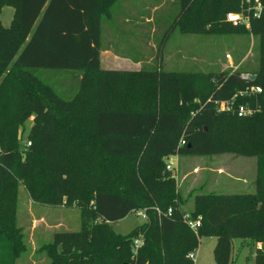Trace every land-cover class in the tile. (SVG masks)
Returning <instances> with one entry per match:
<instances>
[{
  "label": "trees",
  "instance_id": "16d2710c",
  "mask_svg": "<svg viewBox=\"0 0 264 264\" xmlns=\"http://www.w3.org/2000/svg\"><path fill=\"white\" fill-rule=\"evenodd\" d=\"M177 2L170 28L195 32L209 24L217 33L254 37L256 68L248 73L254 77L241 79L239 69L163 70L165 33L157 64L132 73L120 91L116 85L128 73L103 69L99 62L102 22L111 21L117 0H0V10L13 9L9 25L0 23V239L10 241L12 259L21 245L2 190L16 179L36 201L79 208L80 228L55 232L42 247L49 264H192L186 254L203 235L215 236V264H231L232 239L264 242V17L251 18L246 29L224 20L226 12L240 10V0ZM58 69L76 72L78 85L70 98L40 76L42 70ZM250 85L260 92L238 95L236 103L247 101L256 112L238 117L216 111V101ZM30 114L29 144L21 151L17 128ZM59 126L82 159L77 161L73 150L67 158L59 149ZM221 152L257 157L253 191L195 193L191 209H181L165 157ZM118 156L129 162L112 165ZM167 208L170 214L164 215ZM139 209L145 220L125 234L110 227ZM185 212L200 216L196 234L182 221ZM254 264H264V245Z\"/></svg>",
  "mask_w": 264,
  "mask_h": 264
},
{
  "label": "rangeland",
  "instance_id": "374dc122",
  "mask_svg": "<svg viewBox=\"0 0 264 264\" xmlns=\"http://www.w3.org/2000/svg\"><path fill=\"white\" fill-rule=\"evenodd\" d=\"M117 2L111 11V21L102 22L101 42L115 56L108 52L103 54L104 66H118L121 69L112 70L128 73L122 77V82L116 85L120 91L124 89L123 84H130L133 80L132 73H143L140 71L151 69L157 64L158 41L165 33L161 45L163 70L205 74L210 71L235 69L241 70L242 73H251L256 68V54L253 49L255 39L250 34L217 33L211 30L209 24L195 32H182L178 27L170 28L169 22L177 12V0H117ZM11 13V7L1 8L0 23L3 26L9 25ZM117 54L130 58L134 63L127 59H117ZM225 54H229L230 61L226 60ZM107 70L111 69L107 68ZM75 73L60 69L42 70L40 76L66 99L70 98L77 89L78 81L74 77ZM134 77L138 78L135 75ZM123 101L124 99L121 98L120 103ZM33 115L30 114L17 128V142L21 151L27 147L26 133L31 126ZM59 134L63 138L59 145L62 153L70 158L73 150V157L77 161L82 159L80 154L83 153L64 127L59 126ZM126 159L119 156L111 158L115 163L112 162V165H126L129 162ZM257 162L255 156L231 152L177 156L178 166H173L170 173L174 176L176 189L183 201L180 205L181 209L185 211L191 209L192 195L195 193L252 192ZM261 163L264 164V158ZM193 165L199 167L197 173L192 170ZM180 172L187 173L182 181H179ZM204 180L206 185L200 186ZM2 192L6 194L7 202H4L6 206L12 205L14 227L18 229L21 246L17 257L12 259L10 241L1 238L0 263L49 264V257L42 247L51 242L55 232L75 231L80 228L78 206L75 204L51 206L36 201L29 196L20 179H16L12 186L6 185ZM143 221L142 217L129 213L110 223V227L115 233L125 234ZM214 244V235L200 236L197 247L193 250L194 259L191 263L215 264L212 256ZM263 245L264 242L261 240L232 239L231 264H254V255Z\"/></svg>",
  "mask_w": 264,
  "mask_h": 264
},
{
  "label": "built area",
  "instance_id": "2783aa9c",
  "mask_svg": "<svg viewBox=\"0 0 264 264\" xmlns=\"http://www.w3.org/2000/svg\"><path fill=\"white\" fill-rule=\"evenodd\" d=\"M240 10L238 11H228L224 14V20L230 23L232 26H243L246 29L249 28V23L251 18H259L264 17V0H240ZM226 60L230 61L229 54H225ZM233 71V70H232ZM250 74L243 73L240 74L239 77L241 79L250 78ZM260 92V87L255 85H250L244 87L242 90H238L232 94V96L227 100L216 101V111H228L234 113L238 117L249 116L258 110L257 106H251L247 101L236 103V97L238 95L248 96L250 94H256ZM184 141L182 139L179 140V144H183ZM27 145L29 142L27 141ZM177 155H168L164 159L165 169L171 170L172 161L176 158ZM157 214L160 213L158 208H154ZM170 208H167L163 213L164 215L170 214ZM134 215L140 216L145 220L144 209H139L132 212ZM182 221L188 226L190 230L196 234V229L200 224V216L197 215L192 218L188 212L182 214ZM141 238H135L133 240V252L134 249L140 244ZM186 256L193 261L194 259V251H190L186 254Z\"/></svg>",
  "mask_w": 264,
  "mask_h": 264
},
{
  "label": "crops",
  "instance_id": "0c3cea01",
  "mask_svg": "<svg viewBox=\"0 0 264 264\" xmlns=\"http://www.w3.org/2000/svg\"><path fill=\"white\" fill-rule=\"evenodd\" d=\"M4 7H6V6H4ZM10 7V6H9ZM12 8V7H11ZM12 12H13V9H12ZM11 15H12V13H11ZM11 19V18H10ZM10 22V21H9ZM106 52H108L109 54H112V56H114L113 55V52H111V51H109L105 46H104V48H103V50H100V52H99V62H100V66H101V68H104V69H107V68H110V69H121V67H113V66H111V67H106V66H104V64L102 63L103 61H102V59H103V54H105ZM118 55H120V54H117V56H116V58L118 59H120V60H125V59H127L129 62L131 61V62H133L130 58H128V57H123V56H118ZM115 57V56H114ZM134 63V62H133ZM176 165H177V156H176V158L172 161V167L174 166V167H176ZM178 166V165H177ZM194 167H193V171L194 172H196L197 173V171L199 170V167H197L196 165H193ZM178 169V168H177ZM212 170V169H211ZM218 170V169H217ZM219 171V170H218ZM192 172V171H191ZM186 175H187V173H182V172H180V179H179V181H182L185 177H186ZM205 182V180L200 184V186L201 185H206V183H204ZM210 192V191H209Z\"/></svg>",
  "mask_w": 264,
  "mask_h": 264
},
{
  "label": "water",
  "instance_id": "95a60500",
  "mask_svg": "<svg viewBox=\"0 0 264 264\" xmlns=\"http://www.w3.org/2000/svg\"><path fill=\"white\" fill-rule=\"evenodd\" d=\"M253 77H254V75H251V76H250V78H253Z\"/></svg>",
  "mask_w": 264,
  "mask_h": 264
}]
</instances>
